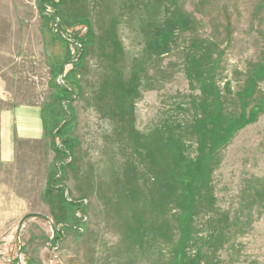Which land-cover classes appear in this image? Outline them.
<instances>
[{
    "label": "rangeland",
    "instance_id": "rangeland-1",
    "mask_svg": "<svg viewBox=\"0 0 264 264\" xmlns=\"http://www.w3.org/2000/svg\"><path fill=\"white\" fill-rule=\"evenodd\" d=\"M3 88L0 264H264V0H0Z\"/></svg>",
    "mask_w": 264,
    "mask_h": 264
},
{
    "label": "crops",
    "instance_id": "crops-1",
    "mask_svg": "<svg viewBox=\"0 0 264 264\" xmlns=\"http://www.w3.org/2000/svg\"><path fill=\"white\" fill-rule=\"evenodd\" d=\"M62 58H65L62 57ZM62 65V63H61ZM61 65L57 64L55 68L52 69V66H48L49 71L58 70L61 68ZM52 71V72H53ZM12 94L10 91L5 90L4 88L0 92V98L6 99ZM10 105L0 110V164L1 165H10L17 161V149L27 146L28 143L44 141V139L49 137L50 130L59 124V121L56 120V109L55 106V117L52 125L47 127L45 125L44 119V106L33 104V103H19L14 102L10 98ZM51 106V104L49 105ZM52 116V114H51ZM66 149V148H65ZM66 152V151H65ZM71 158V154L67 151ZM19 153V152H18ZM66 154V153H65ZM61 164V161L54 162L53 165H50V176L56 177L57 180H60V177L63 176V170L61 168L57 169L58 174L54 175L53 169L54 166ZM61 165L59 167H61ZM53 168V169H52ZM56 180V181H57ZM47 181V180H46ZM56 183V182H55ZM61 186V185H60ZM59 186V187H60ZM57 186L55 185V188ZM48 189L47 182L45 189ZM65 196L68 193V190L65 188ZM59 192H63L60 190ZM72 201V200H71Z\"/></svg>",
    "mask_w": 264,
    "mask_h": 264
},
{
    "label": "trees",
    "instance_id": "trees-1",
    "mask_svg": "<svg viewBox=\"0 0 264 264\" xmlns=\"http://www.w3.org/2000/svg\"><path fill=\"white\" fill-rule=\"evenodd\" d=\"M39 3H40V6H42L43 3H44V0H39ZM67 91H70V90L67 89ZM61 101H62V100H61ZM59 130H60L59 126H54V127L50 130V133H51V135H54V136L56 137L57 134H58V132H59ZM56 180H57V178L50 176L49 179H48V181H47V187H48V188H53V187H55V182H56ZM64 201H65V202H70V203H71V201H68L66 197H64ZM73 203H76V202H73ZM67 227H69V226H67ZM60 232H62L61 229H58V230L55 229V231H54V233L57 234V235H58ZM60 234H61V233H60Z\"/></svg>",
    "mask_w": 264,
    "mask_h": 264
},
{
    "label": "built area",
    "instance_id": "built-area-1",
    "mask_svg": "<svg viewBox=\"0 0 264 264\" xmlns=\"http://www.w3.org/2000/svg\"><path fill=\"white\" fill-rule=\"evenodd\" d=\"M58 18V17H57ZM56 20V18H55ZM58 21V19H57ZM58 23V22H57ZM57 25V24H56ZM58 27V25H57ZM57 27L56 28H53V31L56 32L57 31ZM65 75V70L63 71L62 75L60 76V79L58 80V83L61 84L62 83V80H63V76ZM68 201H70V199L68 198Z\"/></svg>",
    "mask_w": 264,
    "mask_h": 264
},
{
    "label": "water",
    "instance_id": "water-1",
    "mask_svg": "<svg viewBox=\"0 0 264 264\" xmlns=\"http://www.w3.org/2000/svg\"><path fill=\"white\" fill-rule=\"evenodd\" d=\"M67 198V197H66ZM68 199V198H67Z\"/></svg>",
    "mask_w": 264,
    "mask_h": 264
}]
</instances>
